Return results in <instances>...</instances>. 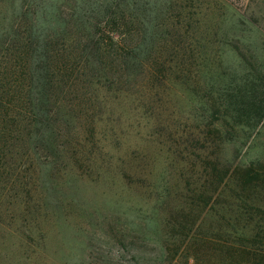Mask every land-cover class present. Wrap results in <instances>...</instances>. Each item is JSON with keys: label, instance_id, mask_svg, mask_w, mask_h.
<instances>
[{"label": "trees", "instance_id": "trees-1", "mask_svg": "<svg viewBox=\"0 0 264 264\" xmlns=\"http://www.w3.org/2000/svg\"><path fill=\"white\" fill-rule=\"evenodd\" d=\"M193 1L0 0V182L17 158L38 157L39 149L66 155V127L84 122L92 137L102 106L127 101L150 110L152 100L174 101L193 127L180 134L185 158L175 150L171 165L202 174L185 181L190 208L173 216L172 232L191 249L213 244L223 264H264V59L233 48L240 63L225 70L223 52L193 27L201 19ZM119 162L124 183L138 166ZM160 174L163 200L173 184L168 169ZM197 208L210 233L199 229Z\"/></svg>", "mask_w": 264, "mask_h": 264}, {"label": "rangeland", "instance_id": "rangeland-1", "mask_svg": "<svg viewBox=\"0 0 264 264\" xmlns=\"http://www.w3.org/2000/svg\"><path fill=\"white\" fill-rule=\"evenodd\" d=\"M193 2L191 11L201 18L193 27L208 33V42L223 52L225 70H235L240 63L233 48L246 59H264V0ZM152 101L150 110L147 104L127 101L102 106V122L92 137L85 133L84 122L66 127L60 133L66 155L54 157L39 149L38 157L15 160L16 169L0 182V264L224 263L213 244L191 249V242L172 232L173 216L190 208L185 181L200 178L202 170L181 172L171 165L175 150H187L180 134L190 130L193 121L186 109H174V101ZM175 126L177 136L170 138ZM73 131L84 134L83 140L72 137ZM258 146L261 149V143ZM195 156L201 152L195 150ZM144 158L153 162L151 168L142 165ZM119 159L127 170L138 166L125 172L124 183L119 170L125 167ZM164 169L173 190L161 200L158 174ZM195 220L205 233L212 231L198 208Z\"/></svg>", "mask_w": 264, "mask_h": 264}]
</instances>
